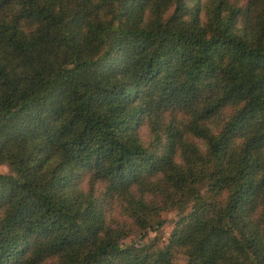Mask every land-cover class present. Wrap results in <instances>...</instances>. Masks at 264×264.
Returning <instances> with one entry per match:
<instances>
[{"label": "trees", "instance_id": "obj_1", "mask_svg": "<svg viewBox=\"0 0 264 264\" xmlns=\"http://www.w3.org/2000/svg\"><path fill=\"white\" fill-rule=\"evenodd\" d=\"M0 163V264H264V0H0Z\"/></svg>", "mask_w": 264, "mask_h": 264}, {"label": "rangeland", "instance_id": "obj_2", "mask_svg": "<svg viewBox=\"0 0 264 264\" xmlns=\"http://www.w3.org/2000/svg\"><path fill=\"white\" fill-rule=\"evenodd\" d=\"M147 127L145 125H140L138 127V135L143 140H146L145 135L147 134ZM7 166L4 163H0V172H6ZM116 217L122 219L119 216L117 207L110 210ZM161 216L164 218L163 224L156 230H147L143 238L141 236H134V239L140 240V242H150L153 240L157 246H161L167 241L168 233L174 223V220L178 216V211L176 209H165L160 212ZM130 237H126L124 241H128ZM186 260V255L182 252H174L172 256L173 264H183Z\"/></svg>", "mask_w": 264, "mask_h": 264}]
</instances>
